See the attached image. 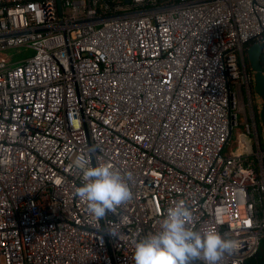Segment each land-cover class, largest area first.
I'll list each match as a JSON object with an SVG mask.
<instances>
[{
  "label": "built area",
  "instance_id": "obj_1",
  "mask_svg": "<svg viewBox=\"0 0 264 264\" xmlns=\"http://www.w3.org/2000/svg\"><path fill=\"white\" fill-rule=\"evenodd\" d=\"M253 44L264 0H0V53H32L0 61V264H135L134 242L180 200L195 230L235 240L219 264L255 258ZM240 126L248 148L227 156ZM77 159L130 177L133 198L96 220L76 195Z\"/></svg>",
  "mask_w": 264,
  "mask_h": 264
},
{
  "label": "clouds",
  "instance_id": "obj_2",
  "mask_svg": "<svg viewBox=\"0 0 264 264\" xmlns=\"http://www.w3.org/2000/svg\"><path fill=\"white\" fill-rule=\"evenodd\" d=\"M73 164L82 173L76 195L96 220H105L133 198L130 177L114 166L99 162L92 166L86 159H77ZM192 220L193 213L183 200L169 207L160 230L134 242L135 264H196L201 260L204 264H219L225 254L234 251L236 242L227 234L222 235L215 226L195 230Z\"/></svg>",
  "mask_w": 264,
  "mask_h": 264
},
{
  "label": "rangeland",
  "instance_id": "obj_3",
  "mask_svg": "<svg viewBox=\"0 0 264 264\" xmlns=\"http://www.w3.org/2000/svg\"><path fill=\"white\" fill-rule=\"evenodd\" d=\"M31 56H32V53L26 52L25 50H10L4 53H0V61L5 62V63L11 62V61L18 62V61L27 59ZM244 101L245 103L251 101L253 108H256L258 111L261 110L260 100L258 99V97H254L252 94L250 95V92H249L248 98L244 96ZM259 130H260V133L264 135V129L260 127ZM262 134H261L260 145L263 147L262 150H264V142H263ZM244 136H245V132L243 130V126L236 127L233 129L231 139L225 149V154L227 156H231L237 152H243L244 149L248 148V142L245 140Z\"/></svg>",
  "mask_w": 264,
  "mask_h": 264
},
{
  "label": "water",
  "instance_id": "obj_4",
  "mask_svg": "<svg viewBox=\"0 0 264 264\" xmlns=\"http://www.w3.org/2000/svg\"><path fill=\"white\" fill-rule=\"evenodd\" d=\"M262 56H264V44L263 45L253 44L250 45L246 50V59L249 64V74L252 77L251 84L253 87L254 97H258V99L261 102V110L258 111V119L261 128L264 129V71L260 64V60ZM242 63L245 71L247 72L243 52H242ZM255 122H256V118H255ZM262 138L264 142L263 134H262Z\"/></svg>",
  "mask_w": 264,
  "mask_h": 264
},
{
  "label": "trees",
  "instance_id": "obj_5",
  "mask_svg": "<svg viewBox=\"0 0 264 264\" xmlns=\"http://www.w3.org/2000/svg\"><path fill=\"white\" fill-rule=\"evenodd\" d=\"M248 47L249 46H247L243 49V54H244V58H245L246 70L249 73V64H248V61L246 59V50L248 49ZM260 64H261V67L264 71V56L261 57ZM249 88H250V94H252L254 96L252 84H250ZM254 115L256 118V123L258 124L257 130H258L259 140H261V134L262 133H260V130H259L261 126H260L259 119H258V110L256 108H254ZM261 148H263V147L261 146ZM247 264H264V239L262 241V245H261L260 251L257 254V256L253 259H250L247 262Z\"/></svg>",
  "mask_w": 264,
  "mask_h": 264
}]
</instances>
